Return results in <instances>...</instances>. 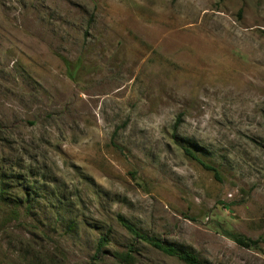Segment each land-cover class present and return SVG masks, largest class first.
<instances>
[{"label": "rangeland", "instance_id": "obj_1", "mask_svg": "<svg viewBox=\"0 0 264 264\" xmlns=\"http://www.w3.org/2000/svg\"><path fill=\"white\" fill-rule=\"evenodd\" d=\"M118 217L264 264V0H0V264H183Z\"/></svg>", "mask_w": 264, "mask_h": 264}, {"label": "trees", "instance_id": "obj_2", "mask_svg": "<svg viewBox=\"0 0 264 264\" xmlns=\"http://www.w3.org/2000/svg\"><path fill=\"white\" fill-rule=\"evenodd\" d=\"M68 72L70 73L71 71L69 70ZM182 150L186 156H188L190 159L197 162L205 170L212 172L215 178H218L217 171L211 165L198 159L194 155V153H192L189 149L183 148ZM118 220L120 224L123 226V228L132 236L134 241L144 243L150 248L154 249L155 251L163 255L176 258L178 261H180L183 264H203L195 256H193L192 254L188 252L179 251L172 245L164 244L161 241L148 237L146 234L136 229L134 226H132L130 223H128L123 218L118 217ZM222 234L241 248L249 249V248H257L260 245L264 246V238H259L257 240H251V239L243 237L240 234L230 232L226 229H222ZM105 245H106V239L105 238L100 239L97 244L96 253H99V251L102 250ZM114 256H115L114 259L118 261L119 263H131L134 261L132 248H130L126 253H116Z\"/></svg>", "mask_w": 264, "mask_h": 264}]
</instances>
